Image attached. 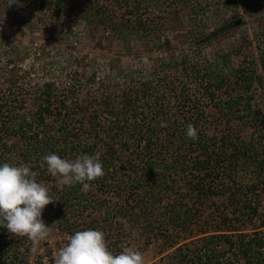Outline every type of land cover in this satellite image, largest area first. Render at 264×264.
<instances>
[{
    "label": "trees",
    "instance_id": "1",
    "mask_svg": "<svg viewBox=\"0 0 264 264\" xmlns=\"http://www.w3.org/2000/svg\"><path fill=\"white\" fill-rule=\"evenodd\" d=\"M29 1L61 10L68 20L81 17L87 23L112 22L115 31L127 28L135 32V27L145 26L140 18L135 22L113 21L96 1L87 0L83 5L74 0ZM110 1L126 6L132 16L141 8V0ZM234 26L235 22L225 23L197 44L207 45ZM253 77L245 73L239 83L246 90L256 79L261 84V75ZM20 78L10 75V86L15 87ZM171 80L164 75L156 83L146 79L140 86L126 88L108 83L102 86L104 96L92 110L60 98L53 82L37 84L31 99L33 107L28 110L25 90L18 88L16 103L0 100V135L15 137L18 142L0 140V163L30 165L38 182H53L56 177L39 166L42 156H99L104 174L94 180L95 186L116 194L119 201L109 208L106 200L92 202L81 193L80 184L62 190L49 186L50 194L58 200L45 206L42 219L57 220L56 228L62 234L101 227L108 249L118 253L123 249L126 234L119 219L124 218L139 227L146 241L159 242L162 257L160 262L151 264H264V211L260 209L258 194L264 190V118L259 111L251 110L249 103L242 107L245 110L233 111L231 103L239 104L238 100L231 99L223 107L206 91L204 98L212 102L211 112L219 108L222 113H214L216 124L204 126V120L210 122V110L201 107L203 99L190 95L188 84L176 88ZM237 80L221 78L216 85L235 89ZM234 116L240 120L253 118L254 126L261 124L258 144L252 146L253 141L244 140L239 125H222ZM161 122L167 126L162 127ZM181 122L196 129L195 141L186 137L187 125ZM50 126L55 129L53 137L42 133ZM240 167L252 173L246 183L238 179ZM165 191H174L176 196L164 205ZM252 226L253 230L248 232L247 228ZM31 243L26 237L0 228V264H29L35 256L29 252ZM170 249L173 251L165 254Z\"/></svg>",
    "mask_w": 264,
    "mask_h": 264
},
{
    "label": "rangeland",
    "instance_id": "2",
    "mask_svg": "<svg viewBox=\"0 0 264 264\" xmlns=\"http://www.w3.org/2000/svg\"><path fill=\"white\" fill-rule=\"evenodd\" d=\"M23 1L26 0L7 5V0H0L2 102L16 103L17 89L23 88L27 97L25 106L30 110L37 84L53 82L55 93L60 98L71 105H87L92 110L104 96L103 85L118 84L120 88H126L135 84L137 87L146 79L156 83L168 75L176 88L188 84V93L203 99L201 107L210 110V122L204 120V126L216 124L214 113H222L219 108H213L214 112H211L209 105L212 102L204 98L206 91L223 107L231 99L238 100L241 101L239 104L231 103L235 109L233 111L245 110L242 107L249 103L251 110L259 111L264 118V0H141L139 13L135 14L138 18L129 14L128 8L122 4L110 0H91L98 2L113 21L132 19L135 22L140 18L145 26L135 27V32H129L127 28L115 31L112 22L108 25L96 21L87 23L81 17L68 20L61 10H50L29 0L24 4ZM86 1L74 0L79 5ZM229 22H235V26L225 35L207 45L197 44L202 37ZM245 73L254 77L261 75V84L256 79L251 89L246 90L239 83L240 76ZM13 74L21 76L15 87L10 86L8 80ZM221 78L238 79L235 89H226L225 85L219 88L216 82ZM225 122L222 125H239L241 137L251 143L253 141L252 146L259 143L258 125L261 124L257 122V125H252L253 118L240 120L234 116ZM181 123L187 125V122ZM83 124L87 126L88 122L84 121ZM47 125L56 124L47 122ZM45 132L51 136L56 134L52 126L42 131ZM0 140L9 144L18 143L17 138H7L6 135L3 138L0 135ZM249 174L252 173L240 167L237 172L239 181L248 182ZM57 179L54 178L53 182L40 181L43 184L46 182L48 188H59ZM90 185L93 188L80 192L88 195L92 202L104 199L109 203L106 207L111 208L119 201L116 194L100 191L95 181ZM175 193L164 192V205L176 196ZM258 194L260 209L264 211V190ZM119 220L124 223L126 231L122 247L139 250L144 256V264L160 262L159 242L146 241L147 237L141 234L138 226L124 218ZM52 221L44 220L46 225L52 227V232L48 239L39 243V255L31 257L29 264H50L57 249L64 244L63 232L56 230L57 220ZM253 228L249 227L247 231L251 232ZM171 251L173 249L165 254ZM51 255L52 258L47 257ZM43 258L47 259L45 263Z\"/></svg>",
    "mask_w": 264,
    "mask_h": 264
},
{
    "label": "clouds",
    "instance_id": "3",
    "mask_svg": "<svg viewBox=\"0 0 264 264\" xmlns=\"http://www.w3.org/2000/svg\"><path fill=\"white\" fill-rule=\"evenodd\" d=\"M13 3H19V0H7V5ZM161 126L167 125L161 122ZM185 135L193 141L197 139L192 124L187 125ZM39 166L58 178L56 183L61 190L80 184L86 191L90 182L104 174L102 162L94 154H78L73 159H66L49 153L41 157ZM56 200L58 198L50 194L49 188L36 180V172L30 165L0 163V228L30 240L31 254L38 252L39 243L48 239L52 232V227L43 221L42 212L46 205ZM52 264H144V256L130 247H124L118 253L111 252L104 233L89 228L71 234L57 249Z\"/></svg>",
    "mask_w": 264,
    "mask_h": 264
},
{
    "label": "built area",
    "instance_id": "4",
    "mask_svg": "<svg viewBox=\"0 0 264 264\" xmlns=\"http://www.w3.org/2000/svg\"><path fill=\"white\" fill-rule=\"evenodd\" d=\"M56 230L58 231V229H56ZM62 235H63V237L65 238V242H66V241H67V239H68V237H69L70 235H69V234H67V233H66V234H62ZM65 242H64V243H65ZM53 248H54V247H53ZM54 253H55V251H53V252H52V254H54ZM47 257H48V258H52V255H51V256H47ZM42 260H43V261H44V263H45V260H47V259H44V258H43ZM48 260H51V259H48ZM50 264H52V262H51V261H50Z\"/></svg>",
    "mask_w": 264,
    "mask_h": 264
}]
</instances>
